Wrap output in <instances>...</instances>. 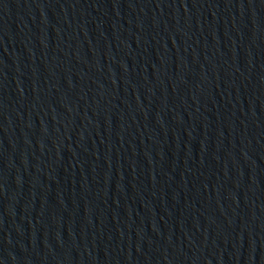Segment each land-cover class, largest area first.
<instances>
[{
	"label": "water",
	"instance_id": "1",
	"mask_svg": "<svg viewBox=\"0 0 264 264\" xmlns=\"http://www.w3.org/2000/svg\"><path fill=\"white\" fill-rule=\"evenodd\" d=\"M0 264H264V0H0Z\"/></svg>",
	"mask_w": 264,
	"mask_h": 264
}]
</instances>
